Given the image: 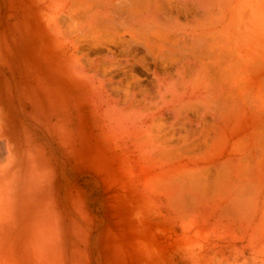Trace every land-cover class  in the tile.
Wrapping results in <instances>:
<instances>
[{
  "label": "bare ground",
  "instance_id": "obj_1",
  "mask_svg": "<svg viewBox=\"0 0 264 264\" xmlns=\"http://www.w3.org/2000/svg\"><path fill=\"white\" fill-rule=\"evenodd\" d=\"M36 1L137 188L196 254L241 242L204 264H264V0Z\"/></svg>",
  "mask_w": 264,
  "mask_h": 264
},
{
  "label": "rangeland",
  "instance_id": "obj_2",
  "mask_svg": "<svg viewBox=\"0 0 264 264\" xmlns=\"http://www.w3.org/2000/svg\"><path fill=\"white\" fill-rule=\"evenodd\" d=\"M41 9L0 0V264H204L232 254L241 242L221 232L202 236L196 254L164 200L137 188Z\"/></svg>",
  "mask_w": 264,
  "mask_h": 264
}]
</instances>
